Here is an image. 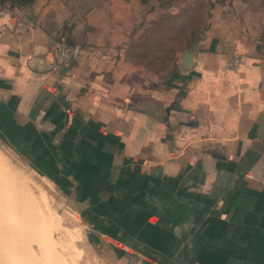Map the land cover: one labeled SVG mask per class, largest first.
Wrapping results in <instances>:
<instances>
[{"label":"crops","instance_id":"0c3cea01","mask_svg":"<svg viewBox=\"0 0 264 264\" xmlns=\"http://www.w3.org/2000/svg\"><path fill=\"white\" fill-rule=\"evenodd\" d=\"M28 8L0 17L6 147L71 186L125 264H264V17H210L192 67L179 53L165 75L110 27L57 67L60 30Z\"/></svg>","mask_w":264,"mask_h":264},{"label":"rangeland","instance_id":"374dc122","mask_svg":"<svg viewBox=\"0 0 264 264\" xmlns=\"http://www.w3.org/2000/svg\"><path fill=\"white\" fill-rule=\"evenodd\" d=\"M199 3L189 0L161 8L155 1L141 5L138 0H35L27 13L47 17L49 27L60 30L57 41L68 43L70 38L73 43L68 44L81 49L88 30H126L132 34L127 41L128 52L132 53L129 59L136 57L147 68L131 42L162 17L186 9L195 14ZM203 17L207 27L210 17H264V0H226L207 7ZM0 154L11 170L0 167V264H125L105 240L89 233V221L82 215L85 204H81V197L71 194V186L34 171L1 140ZM13 179L19 184H11Z\"/></svg>","mask_w":264,"mask_h":264},{"label":"trees","instance_id":"16d2710c","mask_svg":"<svg viewBox=\"0 0 264 264\" xmlns=\"http://www.w3.org/2000/svg\"><path fill=\"white\" fill-rule=\"evenodd\" d=\"M35 0H0V7H28ZM141 5H148L155 1L161 8H169L175 4L187 3L189 0H138ZM226 0H214L206 3L200 0L195 14L188 12L177 13L171 17H162L157 24L145 31L134 42L137 56L142 63L154 73L166 71L171 73L176 70L177 56L189 49L196 38H200L207 27L203 15L207 7L212 8L215 4H224ZM231 1V0H229ZM188 12V13H187ZM187 13V15H186ZM172 19V21H170ZM73 43L72 40H67ZM257 49L264 54V27L258 37Z\"/></svg>","mask_w":264,"mask_h":264},{"label":"built area","instance_id":"2783aa9c","mask_svg":"<svg viewBox=\"0 0 264 264\" xmlns=\"http://www.w3.org/2000/svg\"><path fill=\"white\" fill-rule=\"evenodd\" d=\"M15 11L17 20H23L25 15L22 7H0V17ZM82 54V49L79 45H71L64 41H57L52 49L53 62L57 67L66 68L70 66L72 61L76 60ZM240 64V57L234 53L227 59V67L231 70H237Z\"/></svg>","mask_w":264,"mask_h":264},{"label":"water","instance_id":"95a60500","mask_svg":"<svg viewBox=\"0 0 264 264\" xmlns=\"http://www.w3.org/2000/svg\"><path fill=\"white\" fill-rule=\"evenodd\" d=\"M198 42L199 40L196 38L192 46L189 49L183 51L180 56L179 62L186 69H190L193 65L195 53L198 48Z\"/></svg>","mask_w":264,"mask_h":264},{"label":"bare ground","instance_id":"6f19581e","mask_svg":"<svg viewBox=\"0 0 264 264\" xmlns=\"http://www.w3.org/2000/svg\"><path fill=\"white\" fill-rule=\"evenodd\" d=\"M0 156H1V154H0ZM0 167H4L8 172H11V170L3 164V160L1 159V157H0ZM14 183L19 184V181L17 183V181L15 179H13V183H11V184H14Z\"/></svg>","mask_w":264,"mask_h":264}]
</instances>
